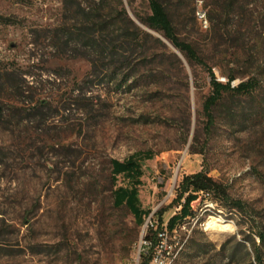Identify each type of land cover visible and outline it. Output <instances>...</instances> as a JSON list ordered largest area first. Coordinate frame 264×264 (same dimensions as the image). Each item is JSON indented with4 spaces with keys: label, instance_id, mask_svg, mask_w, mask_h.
I'll use <instances>...</instances> for the list:
<instances>
[{
    "label": "rangeland",
    "instance_id": "1",
    "mask_svg": "<svg viewBox=\"0 0 264 264\" xmlns=\"http://www.w3.org/2000/svg\"><path fill=\"white\" fill-rule=\"evenodd\" d=\"M227 1L203 0L209 16H222L220 28L212 19L205 28L196 0H165L178 34L200 45L219 80L234 70L262 81L254 100L229 102L236 123L218 121L201 154L190 145L210 91L208 71L192 69L140 21L136 13H150L148 0L123 2L137 26L178 54L188 79L176 62L162 65L163 58L141 57L118 70L79 31L81 10L93 0H0V264H140L147 236L178 252L173 264H245L242 248L235 259L228 256L245 235L259 242L258 235L241 223L246 217L208 196L193 203L194 214L175 232L166 230L180 210L184 176L201 170L226 184L264 226V0H239L231 27ZM231 29L240 41L219 36ZM148 49L163 50L154 39ZM147 151L153 158L141 157L139 186L147 214L139 224L126 205H115L114 191L128 181L113 178L111 161ZM211 222L231 226L215 230Z\"/></svg>",
    "mask_w": 264,
    "mask_h": 264
},
{
    "label": "trees",
    "instance_id": "2",
    "mask_svg": "<svg viewBox=\"0 0 264 264\" xmlns=\"http://www.w3.org/2000/svg\"><path fill=\"white\" fill-rule=\"evenodd\" d=\"M238 1L228 0V6H224V14L227 20L230 19L231 21L228 23V26L233 24L234 11ZM104 2L105 0H93V5L90 8H82L81 14L83 15L82 21L84 27L79 28V31L83 33L84 37L92 41L91 44L97 47L101 53L107 52L118 70L119 67L125 68L130 66L134 60L141 57L142 61H149L151 59L155 61L156 59L163 58L162 65L169 66L170 60L176 62L179 69L183 72L185 79H188V74L184 71L185 64L183 60L177 53L168 52L166 50L167 44L161 38H156L151 32L142 30L137 26L129 16L123 0H118V4L115 7H110V4L105 5ZM129 3L130 5L132 4L131 0ZM148 3L150 8L148 15L143 17L136 13L140 21L149 30L161 34L180 51L192 69L195 66H200L208 71L210 91L202 102L201 110L197 113L196 128L190 145L191 153L204 154L205 148H207L214 135L218 121L222 122L228 119L231 123L235 124L238 115L234 111L233 105L241 102L243 99L254 100L256 92L261 86V78L259 75L252 74L251 72L239 76L234 70H230L224 73L226 76L225 81L219 80L213 67L209 66L205 52L200 48V45L195 41L184 39L178 34L169 4L165 0H148ZM108 7H110V10L106 13L108 18H105L104 13ZM221 17L220 15L213 19L208 14V19H212L214 25L216 24L218 28L221 27L219 22ZM128 25L133 28L132 31H130ZM105 36H111L112 38L106 41ZM219 36L226 37L225 40L236 43L240 41L242 34L240 32L234 34V31L231 29L230 31H224ZM150 39H154L163 50L161 52H149V49L146 50V45ZM139 49L142 50V54L134 59L133 53ZM134 66L132 67V71L134 72L128 74L132 77L135 76ZM260 73H264V68L260 70ZM238 77H241V79L236 84L235 80ZM194 84L196 87L199 85L197 80H195ZM229 102L233 105L229 106ZM141 157L151 159L153 158V154L147 151L140 156L133 155L123 161L117 159L111 161L113 178L116 179L118 176H123L128 181V185L119 186L114 191L115 205L118 207L126 205L139 224L144 223L147 214L141 207L139 199V186L142 184V177L144 175ZM200 196H208L212 202L230 211L235 210L244 219L246 217V220H243L241 223L248 225L250 231H254L259 237V242H257L253 233H251L245 235L243 240L237 241L236 246L228 256L229 260L235 259L239 250L238 248H242L246 257L244 260L245 264H264V226L261 224L260 227L257 224L255 218L252 216V208L242 200L232 198L228 186L212 177L208 170H201L184 176L176 198V203L179 204L180 210L168 220L167 230L169 233H173L179 227V222L194 214L193 203ZM237 224L241 225L239 222ZM146 240L150 241L151 245L147 247L145 252H141L140 264H149L158 244L151 236H147ZM247 245H249L250 249H248Z\"/></svg>",
    "mask_w": 264,
    "mask_h": 264
},
{
    "label": "built area",
    "instance_id": "3",
    "mask_svg": "<svg viewBox=\"0 0 264 264\" xmlns=\"http://www.w3.org/2000/svg\"><path fill=\"white\" fill-rule=\"evenodd\" d=\"M197 1V8H196V16L198 20L201 22V24L205 27H209V20H208V14L207 11L203 7V0H196ZM167 230V227H166ZM168 231V230H167ZM176 229L173 231L175 232ZM145 246H143V249L141 252H145L147 247L151 245V242L148 240H145ZM140 252V253H141ZM178 252L176 254L167 252L166 250H163V244L160 241V243L157 244L153 254L152 258L149 262V264H173L177 257Z\"/></svg>",
    "mask_w": 264,
    "mask_h": 264
},
{
    "label": "bare ground",
    "instance_id": "4",
    "mask_svg": "<svg viewBox=\"0 0 264 264\" xmlns=\"http://www.w3.org/2000/svg\"><path fill=\"white\" fill-rule=\"evenodd\" d=\"M212 223V222H211ZM231 225L230 224H225V225H219V224H215V223H212V227L215 228V230H222L223 228H226V227H230ZM214 230V231H215ZM220 232V231H219Z\"/></svg>",
    "mask_w": 264,
    "mask_h": 264
},
{
    "label": "water",
    "instance_id": "5",
    "mask_svg": "<svg viewBox=\"0 0 264 264\" xmlns=\"http://www.w3.org/2000/svg\"><path fill=\"white\" fill-rule=\"evenodd\" d=\"M171 44V43H170ZM171 46L176 50V52L178 53V54H180L182 57H183V55L180 53V51H178L172 44H171ZM184 58V57H183ZM0 109H1V106H0ZM1 117V116H0Z\"/></svg>",
    "mask_w": 264,
    "mask_h": 264
}]
</instances>
